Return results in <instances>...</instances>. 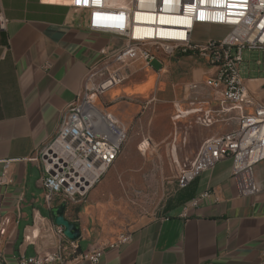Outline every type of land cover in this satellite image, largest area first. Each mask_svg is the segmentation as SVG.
<instances>
[{
    "label": "crops",
    "instance_id": "obj_1",
    "mask_svg": "<svg viewBox=\"0 0 264 264\" xmlns=\"http://www.w3.org/2000/svg\"><path fill=\"white\" fill-rule=\"evenodd\" d=\"M2 13L8 22L6 29L0 27V225L5 218L11 221L0 242V264H18L21 256L53 250L58 241L51 209L60 202L47 204L43 166L32 158L56 139L85 73L103 58L101 50H113L123 38L89 29L85 11L67 0H0ZM229 30L225 25L198 24L194 38L223 39ZM121 71L127 78L94 100L126 127V150L137 137L148 138L156 146L174 150L178 165L192 164L206 139L239 124L237 110H220L221 89L206 84L216 68L196 55L164 62L141 59ZM242 77L254 98L264 103V74ZM209 110L214 122L206 125L200 118ZM120 161L124 171L133 165L131 158L125 162L121 157L113 165ZM232 163L224 158L213 170L200 174L179 192L169 214L137 225L130 239L116 246L96 233L88 204H69L66 217L79 221L82 229L79 239H65L71 264H92L79 255L104 244L106 250L97 264H257L264 260V160L255 166L262 192L252 196L238 193ZM206 190L210 194L191 205ZM99 195L91 192L86 199L93 201Z\"/></svg>",
    "mask_w": 264,
    "mask_h": 264
},
{
    "label": "built area",
    "instance_id": "obj_2",
    "mask_svg": "<svg viewBox=\"0 0 264 264\" xmlns=\"http://www.w3.org/2000/svg\"><path fill=\"white\" fill-rule=\"evenodd\" d=\"M67 1L73 8L85 11L89 29L118 35L123 38V43L113 50L103 48V58L88 68L78 97L64 112L56 139L47 145L53 146V153H46L45 146L39 156L32 158L42 163L45 198L49 206L55 201H66L68 205L83 201L86 197L79 196L78 186L88 185L89 193L116 161L104 159V147L95 145V137L117 142L119 155L127 139V129L125 135L117 139L106 137V117L111 112L98 106L94 96H102L126 79L128 75L121 69L129 63L141 59L149 62L156 58L164 62L174 56L186 55H196L216 68L215 74L206 79V84L221 89L220 110H237L239 124L231 131L206 139L190 168L184 172L183 180L189 173V184L203 172L213 170L220 160L231 158V175L238 193L252 196L262 192L255 177V166L264 160V103H259L250 93L242 70L246 67V50L257 51L259 56L255 62L259 68L264 65V0H126L125 4H114L111 0ZM7 22L2 13L1 29H6ZM198 24L225 25L230 30L223 39L196 40L194 32ZM249 107L253 109L250 111ZM211 113L209 110L200 118L203 124L214 122ZM65 122H74L75 131H82V138L64 134ZM89 149H97L95 159H88ZM75 161L86 163V170L75 171ZM54 167L67 168L69 187L66 191H54L50 186V171ZM209 194L206 190L197 195L191 205H198ZM10 221L5 218L0 225V242ZM56 233L58 241L53 250H36L33 255H23L18 264H71L69 256L72 253L65 244L67 237L63 227H56ZM130 237L131 233L109 245L125 243ZM71 244L77 248L74 242ZM106 247L104 244L86 250L79 258L97 264ZM257 264H264V260Z\"/></svg>",
    "mask_w": 264,
    "mask_h": 264
},
{
    "label": "rangeland",
    "instance_id": "obj_3",
    "mask_svg": "<svg viewBox=\"0 0 264 264\" xmlns=\"http://www.w3.org/2000/svg\"><path fill=\"white\" fill-rule=\"evenodd\" d=\"M199 35L202 36L203 33L199 32ZM258 56L257 51H245L246 67L243 69V76L264 74V65L259 68L255 62ZM119 121V127L125 135L126 127L120 119ZM127 135L119 157L125 162L131 158L133 165L124 171L121 161L115 165L113 163L109 172L107 170L88 193L95 192L100 194L99 197L89 201L91 204L86 198L76 203L88 204L87 207L91 210L88 213L90 222L96 233L107 243L117 241L149 219L169 214L176 205V198L181 195L179 192L188 185L183 182L191 177L187 173L183 180L184 172L190 168V161L181 162L182 166L178 165L174 150H170L168 146H156L148 138L137 137L126 150L128 131ZM147 141L148 149L144 151L141 147ZM106 175L108 179L104 180Z\"/></svg>",
    "mask_w": 264,
    "mask_h": 264
},
{
    "label": "bare ground",
    "instance_id": "obj_4",
    "mask_svg": "<svg viewBox=\"0 0 264 264\" xmlns=\"http://www.w3.org/2000/svg\"><path fill=\"white\" fill-rule=\"evenodd\" d=\"M114 4H125L126 0H111ZM119 119L108 114L106 117L105 135L108 139H117L123 135L119 127ZM64 134H75V138H82V131H75L74 122L64 123ZM95 145L104 147V159L116 160L119 155V146L117 142L102 140V137H95ZM149 142H144L141 149L147 151ZM46 153H53V146H46ZM97 156V149L88 150V159H95ZM74 170L77 172H84L86 170V163L83 161L74 162ZM50 186L54 191H66L69 187V173L66 167H54L50 171ZM78 194L80 197H85L88 194V185H79Z\"/></svg>",
    "mask_w": 264,
    "mask_h": 264
},
{
    "label": "water",
    "instance_id": "obj_5",
    "mask_svg": "<svg viewBox=\"0 0 264 264\" xmlns=\"http://www.w3.org/2000/svg\"><path fill=\"white\" fill-rule=\"evenodd\" d=\"M67 202L52 207L51 214L56 225L62 226L64 234L71 240H77L82 236L81 223L77 220H70L66 217Z\"/></svg>",
    "mask_w": 264,
    "mask_h": 264
},
{
    "label": "snow or ice",
    "instance_id": "obj_6",
    "mask_svg": "<svg viewBox=\"0 0 264 264\" xmlns=\"http://www.w3.org/2000/svg\"><path fill=\"white\" fill-rule=\"evenodd\" d=\"M77 2H79V0H77Z\"/></svg>",
    "mask_w": 264,
    "mask_h": 264
}]
</instances>
